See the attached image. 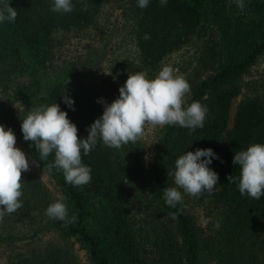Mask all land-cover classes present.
Masks as SVG:
<instances>
[{"label": "trees", "instance_id": "1", "mask_svg": "<svg viewBox=\"0 0 264 264\" xmlns=\"http://www.w3.org/2000/svg\"><path fill=\"white\" fill-rule=\"evenodd\" d=\"M110 1L119 2L131 15L139 54V65L132 67L134 72L153 73L165 58L189 44L198 32L201 19L198 0H168L166 6H161L159 0H151L145 9L137 7V0H72L70 13L51 11L53 0H11L18 15L14 22L0 25V83L11 75L9 70L22 59L25 50L49 42L58 32H81L96 27L102 8ZM253 23L254 37L240 57L226 61L218 69L212 67L213 75L191 83L185 100L188 104L199 101L207 106L204 127L191 131L165 125L154 147L149 180L143 179L139 140L119 149L98 141L87 156L82 154V162L91 168V181L73 187L61 171L53 168L48 172L54 154L41 160L39 151L31 141L23 139L21 132L19 116H25L36 105L56 102L77 126L78 138H86L87 128L103 112L97 100L103 98L111 103L128 76L113 83L81 88H66L58 83L31 96L22 90L16 92L23 108L0 109V124L13 130L16 143L24 145L41 173L56 182L62 194L59 200L67 204L69 217L76 215L78 219L66 224L47 217L48 227L64 243L33 247L42 230L22 229L31 227L36 216L42 218L46 208L58 199L52 198L42 181L29 170L22 172L19 198L22 207L12 215L5 214L0 222V251L4 248L8 253L6 264H80L68 242L78 244L90 264H201L202 251L214 264H264V197L257 200L242 196L237 185L228 180L240 172L239 166L232 162L234 154L249 145L264 144V95L244 97L237 106L232 127L227 128L231 103L241 94L245 75L264 54V15ZM145 34L150 38L144 39ZM211 50L215 55V50ZM63 94L74 100V111L63 103ZM197 148H212L219 156L210 165L218 173L219 190L194 197L219 211L220 227L208 236H204L182 204L176 208L167 206L162 192L164 187L172 186L168 169L175 160ZM142 183L144 187L148 185L145 194L148 206L143 208L133 200L134 191ZM93 199L106 206L107 219L101 229L89 222Z\"/></svg>", "mask_w": 264, "mask_h": 264}, {"label": "rangeland", "instance_id": "2", "mask_svg": "<svg viewBox=\"0 0 264 264\" xmlns=\"http://www.w3.org/2000/svg\"><path fill=\"white\" fill-rule=\"evenodd\" d=\"M215 2L214 5V0H198L201 13L198 32L189 44L165 58L156 71L151 74L144 71L149 78H154L162 65H171L191 85L213 75L214 69L220 68L226 61L242 55L254 37L253 22L258 16L264 15V0H244L243 11L237 7L236 0ZM133 27L131 15L125 11L123 5L110 1L102 8L96 27L81 32H58L49 42L47 40L35 49L25 50L22 59L14 62L9 70L11 75L4 77V81L0 83V109L23 108L18 95H15L21 90L31 96L37 90L45 91L58 83L66 88H81L100 86L105 82L113 83L128 76L129 71L134 72L132 67L139 65ZM5 66L3 65L4 68ZM254 95H264V54L245 75L241 94L231 103L228 129L232 127L239 102L246 96ZM187 98L188 95L185 99ZM163 128L164 126L145 125L143 135L138 139L142 148L143 179H150L154 147L162 135ZM16 147L25 153L29 159V171L42 181L49 195L61 199V190L56 182L50 176L41 173L24 145L16 143ZM147 188L148 185L144 187L142 183L141 187L134 191V203L140 202L141 208L148 206L145 200ZM182 195V206L194 218L204 236L212 234L216 227L211 222L205 224L204 220L208 217L217 220L219 218L217 208L188 194ZM91 204L93 215L89 222L101 229L104 226L102 223H105L103 221L107 219L106 206L94 199ZM140 212L144 215L142 211ZM47 217L46 213L42 218L36 216V221L32 222L34 227L26 226L22 229L25 232L32 229L42 230L37 241L32 243L35 244L33 247L64 243L58 234L48 227ZM68 244L73 247L80 264H90L86 252L78 244L74 242ZM22 246L21 244L20 247ZM7 254L4 248L0 251V262L3 264L8 262ZM199 258L201 264H214L203 251Z\"/></svg>", "mask_w": 264, "mask_h": 264}, {"label": "clouds", "instance_id": "3", "mask_svg": "<svg viewBox=\"0 0 264 264\" xmlns=\"http://www.w3.org/2000/svg\"><path fill=\"white\" fill-rule=\"evenodd\" d=\"M150 2L137 0V7L145 9ZM159 3L166 6L168 0H159ZM236 4L244 10V0H236ZM51 11L72 12V0H53ZM17 15L11 0H0V25L14 22ZM149 38L145 34L144 39ZM118 91L119 95L111 103L103 98L97 100L102 104L103 112L87 128L86 138H78L77 126L56 102L36 105L25 116H19L23 139L32 142L40 159L45 160L54 154L53 163L47 167L49 173L55 168L63 173L68 184L83 186L91 181V168L82 162V154L87 156L98 141L109 148L119 149L129 142H137L145 125H178L191 131L204 127L207 106L199 101L186 102L190 84L171 65H162L154 78H149L146 72L129 71ZM62 100L68 108L75 110L70 95L63 94ZM216 159L219 156L212 148H197L180 155L174 166L168 169L172 186L162 190L165 204L176 208L182 204V193L198 198L202 193L211 195L218 191V173L210 167ZM232 162L239 166L240 172L238 176H229V183L236 184L242 196L257 200L264 197V144H252L246 150L236 152ZM28 170L29 159L16 147L13 130L0 124V222L5 214L12 215L22 207L19 199L22 196L21 173ZM46 215L66 224L78 219L76 215L69 217L67 204L59 199L46 208ZM170 215L174 217L175 213ZM209 222L217 229L220 227L219 220L212 217L204 220L205 224Z\"/></svg>", "mask_w": 264, "mask_h": 264}]
</instances>
